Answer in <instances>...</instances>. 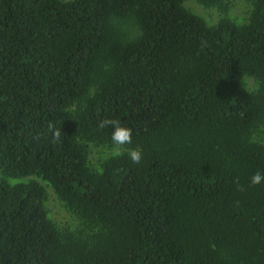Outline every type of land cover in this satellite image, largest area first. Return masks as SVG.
Returning a JSON list of instances; mask_svg holds the SVG:
<instances>
[{"label": "trees", "instance_id": "trees-1", "mask_svg": "<svg viewBox=\"0 0 264 264\" xmlns=\"http://www.w3.org/2000/svg\"><path fill=\"white\" fill-rule=\"evenodd\" d=\"M257 171L264 0H0V264H264Z\"/></svg>", "mask_w": 264, "mask_h": 264}, {"label": "clouds", "instance_id": "clouds-1", "mask_svg": "<svg viewBox=\"0 0 264 264\" xmlns=\"http://www.w3.org/2000/svg\"><path fill=\"white\" fill-rule=\"evenodd\" d=\"M202 46H207L206 41L203 43ZM98 127L101 129L111 127L113 130L111 132V141L112 145L114 147L113 156L114 157H120L122 155L127 154L130 161L134 165H138L142 160V150L139 148H131V149H125L124 146L131 144L132 142V131L130 128L123 126L120 121L114 119V118H105L102 119L98 123ZM49 128L51 131L52 136V142L56 143L60 140L61 137V130L55 129L53 125H49ZM237 185L238 191H243V186L238 183V181H234ZM264 183V173H261L259 171L255 172L250 177V185H260Z\"/></svg>", "mask_w": 264, "mask_h": 264}, {"label": "rangeland", "instance_id": "rangeland-1", "mask_svg": "<svg viewBox=\"0 0 264 264\" xmlns=\"http://www.w3.org/2000/svg\"><path fill=\"white\" fill-rule=\"evenodd\" d=\"M187 2H185V4H186ZM11 181H16V180H11ZM48 190V192H50V189L48 188L47 189ZM48 204L50 205V207H51V209H52V211H51V213H52V216H55V217H57V218H60L61 220H65V215H64V213L62 212V211H59L58 209H57V207L56 206H54L51 202H49L48 201ZM59 211V212H58Z\"/></svg>", "mask_w": 264, "mask_h": 264}]
</instances>
